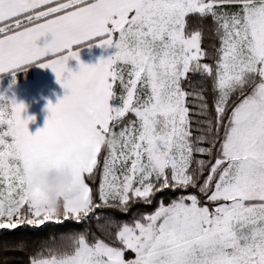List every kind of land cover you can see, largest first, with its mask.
I'll return each mask as SVG.
<instances>
[{
    "label": "snow or ice",
    "instance_id": "1",
    "mask_svg": "<svg viewBox=\"0 0 264 264\" xmlns=\"http://www.w3.org/2000/svg\"><path fill=\"white\" fill-rule=\"evenodd\" d=\"M85 44L114 51L85 65ZM35 62L65 94L35 134L0 94V230H73L5 249L24 264H264V0H0V73L15 83ZM61 166L80 194L57 213L26 177Z\"/></svg>",
    "mask_w": 264,
    "mask_h": 264
},
{
    "label": "crops",
    "instance_id": "2",
    "mask_svg": "<svg viewBox=\"0 0 264 264\" xmlns=\"http://www.w3.org/2000/svg\"><path fill=\"white\" fill-rule=\"evenodd\" d=\"M39 43V42H38ZM79 48V61L85 65H94L101 57L110 56L114 49H102L97 46L88 47L77 45ZM39 62L25 66L23 71L15 74V83L10 73H0V84L3 85L7 98L15 99L17 103L25 106L22 117H32L27 127L30 134H35L38 129L43 128L48 112L47 104L55 105L58 99H62L65 90L57 83L55 75L50 69L41 68ZM67 67L72 71L78 69L76 60L69 59ZM110 105L116 106V102L110 100Z\"/></svg>",
    "mask_w": 264,
    "mask_h": 264
},
{
    "label": "clouds",
    "instance_id": "3",
    "mask_svg": "<svg viewBox=\"0 0 264 264\" xmlns=\"http://www.w3.org/2000/svg\"><path fill=\"white\" fill-rule=\"evenodd\" d=\"M21 174L23 175V170ZM26 179L39 190L57 213L65 201H74L80 194L72 169L67 166L36 168L27 174Z\"/></svg>",
    "mask_w": 264,
    "mask_h": 264
},
{
    "label": "trees",
    "instance_id": "4",
    "mask_svg": "<svg viewBox=\"0 0 264 264\" xmlns=\"http://www.w3.org/2000/svg\"><path fill=\"white\" fill-rule=\"evenodd\" d=\"M115 103V101H114ZM137 208H147L145 205H137ZM151 210V209H148ZM72 225H64L63 227H57L56 229H48L41 232H31V231H16L13 230V235L4 236L3 230H0V262L4 260L5 257L8 258V264H24V256L26 254H21L18 251H12L10 249H5L4 240L9 242L20 241L22 239L29 240L32 242V247H35L42 239H45L51 231L63 232V231H72Z\"/></svg>",
    "mask_w": 264,
    "mask_h": 264
},
{
    "label": "rangeland",
    "instance_id": "5",
    "mask_svg": "<svg viewBox=\"0 0 264 264\" xmlns=\"http://www.w3.org/2000/svg\"><path fill=\"white\" fill-rule=\"evenodd\" d=\"M0 94L6 96L3 85L0 84ZM7 97V96H6Z\"/></svg>",
    "mask_w": 264,
    "mask_h": 264
}]
</instances>
